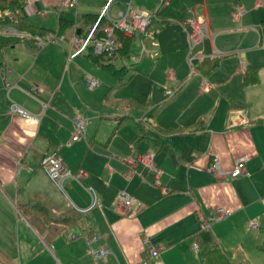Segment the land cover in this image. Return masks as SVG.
<instances>
[{
    "label": "crops",
    "instance_id": "1",
    "mask_svg": "<svg viewBox=\"0 0 264 264\" xmlns=\"http://www.w3.org/2000/svg\"><path fill=\"white\" fill-rule=\"evenodd\" d=\"M28 2L31 24L39 17L55 30L48 33L60 32L62 0ZM105 7L113 18L127 9L163 11L169 22L156 36L148 43L136 36L127 56L114 57L132 60L123 66L135 74L156 71L163 85L147 96L108 99L102 80L110 87L113 81L86 63L85 51L84 58L69 60L70 38L41 49L30 37L0 47V264H206L197 240L202 231H211L232 264H264L258 248L264 241V0H78L77 25L83 14L100 15ZM52 15L56 29L45 24ZM190 17L206 19L210 31L193 48L180 25ZM77 25L66 32L84 37ZM140 50L143 57L135 55ZM205 59L219 60L218 68L209 72L212 62L200 68ZM248 69L258 79L245 85ZM91 77L100 81L98 89L86 86ZM127 97L140 107L114 104ZM11 100L42 112L41 120L12 114ZM77 113L87 118V130L73 141ZM143 113L153 124L140 122L139 130ZM54 151L74 175L64 182L66 192L40 165L42 154ZM147 152L155 153L160 174L141 166L139 175L126 179V158ZM244 155L249 175L223 179L207 170L216 157L231 170ZM121 189L133 205L118 203ZM218 206L233 213L205 229ZM257 217L260 227L250 229ZM93 237L94 247L109 249L106 258L90 252ZM146 239L159 249L157 257Z\"/></svg>",
    "mask_w": 264,
    "mask_h": 264
},
{
    "label": "built area",
    "instance_id": "2",
    "mask_svg": "<svg viewBox=\"0 0 264 264\" xmlns=\"http://www.w3.org/2000/svg\"><path fill=\"white\" fill-rule=\"evenodd\" d=\"M78 6V0H62L60 4V10H65L69 8H76ZM108 7L101 12L96 23L93 25L91 31L86 37H80L76 30L71 34L65 33H54L50 32L46 35L42 34H30L25 33L28 37H30L34 43V45L41 49L44 46L50 43H56L58 39H67L70 38L72 42V48L69 53V60L74 59L79 56L88 46H95L96 52H106L112 54L113 51L118 47L116 40L117 31L123 32L125 36L132 37L134 35L142 34L144 36H149L150 31L149 27L151 24L159 19L157 13H149L147 11L139 10V9H127L123 12L119 17L113 18L107 13ZM2 16V11H0V17ZM106 18L107 22L104 25L105 35L102 37H98L96 31L100 24V21ZM180 25L187 32L191 48L196 46L199 43H202L207 37L210 36V31L208 27V22L204 19H200L199 17H190L185 21H182ZM0 33L7 35H20L24 34L19 32L14 27L3 28ZM100 84V81L96 78H88L86 81V86L89 89H93ZM10 86V83L6 84ZM33 91V89H32ZM40 91V89H39ZM38 91V92H39ZM172 93V91H168V94ZM47 104H44L46 107ZM9 110L14 115H19L26 119H29L34 122H39L41 120L42 114H34L27 111L22 105L11 100L9 104ZM138 122H141L145 127H150L153 124V119L148 114H142L141 117L136 119ZM87 130V118L82 113H77L74 119V129L72 134V140L78 141L82 139ZM155 153L147 152L138 158L128 157L125 160L127 165V170L125 172V178L130 180L133 176L139 175V168L141 166L150 168L155 171L156 175L160 174V171L155 167L154 160ZM249 157L244 155L236 160V165L231 170H225L222 167L221 161L219 158H214L213 161L209 164L207 170L208 172L220 178H237L240 176L249 175L250 171L247 168V161ZM40 165L42 170L47 174L50 180L54 183V185L59 188L61 191H65L64 182L67 178L73 177V173L69 168H67L64 164V160L62 155L58 151L54 152H44L40 158ZM158 177L155 179L156 183H159ZM94 193V199L91 207L97 203V196L93 188H91ZM118 203L123 204L125 206H131L134 203V198L132 195L126 190L121 189L118 193ZM90 207V208H91ZM89 208V209H90ZM233 213V209L227 208L224 206H218L215 209V213L208 217L204 223L203 227L210 228L211 223L213 221H220L227 217H229ZM249 227L253 229H258L260 227V217L251 219L249 221ZM88 239L89 249L93 256L97 259L106 258L109 254V249L104 247H94L92 245L93 240ZM146 248L150 252L151 257L155 258L159 254V249L152 244L148 239L144 241ZM194 248L199 250L200 247L197 243L194 244ZM147 264V262H145Z\"/></svg>",
    "mask_w": 264,
    "mask_h": 264
},
{
    "label": "trees",
    "instance_id": "3",
    "mask_svg": "<svg viewBox=\"0 0 264 264\" xmlns=\"http://www.w3.org/2000/svg\"><path fill=\"white\" fill-rule=\"evenodd\" d=\"M28 4V0H0V11H2V16L0 17V29L14 27L19 32L24 33L20 35H7L0 33V47L21 43L23 40L30 41L25 33L46 35L49 31H55L50 30L46 27L31 24L27 19L28 13L26 9ZM73 10L74 9L69 8L65 9L64 11H61L59 16L58 30L60 31V33H65L67 30L75 28V26L77 25V15ZM157 15L159 19L155 20L149 27V36H156L160 28L169 22V20L166 19V16L164 15L163 11H157ZM98 17L99 14H83L81 18V23L77 25V27L78 30L80 29L81 34L84 35V37L89 34L93 25L96 23ZM106 22V18H103L100 21V24L96 31L99 38L105 35L104 25L106 24ZM136 36H141L143 38L149 37L144 36L142 34L129 37L125 36L123 32L117 31L116 40L118 47L113 51L112 54L106 52H96L95 46L90 45L85 49V56L92 60L93 63L101 66V68L105 72L113 76L119 82L123 81L129 75L131 68L127 66L118 67L113 61V59L118 53L125 54L127 56L132 39ZM211 62L213 63V65L209 72H214L218 68L219 60L211 61L205 59L200 65V68L204 69L205 65ZM204 73L208 74L207 71H205ZM257 79V71L252 69H248L243 76V81L245 85L254 84L257 82ZM114 104L118 106L126 105L134 108L140 107L138 100L136 98L131 97L120 99L117 102H114ZM120 119L121 122H123L125 121V119H127V117L123 116ZM135 125L140 130L141 123L136 122ZM141 133L142 129L141 132L138 131V134H140V136L143 135ZM197 240H199L202 244L201 248L205 256L206 264H232L227 255L223 252L219 242L213 236L211 231H202L197 236ZM258 248L261 252L264 253V241L258 245Z\"/></svg>",
    "mask_w": 264,
    "mask_h": 264
},
{
    "label": "rangeland",
    "instance_id": "4",
    "mask_svg": "<svg viewBox=\"0 0 264 264\" xmlns=\"http://www.w3.org/2000/svg\"><path fill=\"white\" fill-rule=\"evenodd\" d=\"M202 19H204V18H202ZM204 20H206V19H204ZM31 21L34 23V25L37 24V26L38 25L43 26L39 22V17H34ZM45 24L51 29H56L57 28V17H56V15L49 16L47 18ZM43 27H46V26H43ZM208 27H209V25H208ZM66 34H71V31L66 32ZM146 40L147 41H145V42L148 43L149 39L147 37H146ZM137 41L140 42V40L136 39L135 42H137ZM62 42L69 43L68 40H64ZM139 54H140V57H143V53L141 50H140V53L139 52L135 53L136 56H138ZM146 54L149 55L148 53H146ZM80 57L84 58L83 55H80L74 61H78V59ZM114 60H115L116 65L119 67L123 66L124 64L125 65L126 64L131 65L133 63L132 60H130L128 58L125 59V58L117 57ZM86 63L88 65H90L91 68H94L95 70L100 71V73L101 72L104 73L103 75L106 78L108 77V79H111L113 81V85H112L113 87H110L109 82L106 79L102 80L103 84H102L101 89L107 90V92H108L107 98L108 99H111L114 96H128V95H137V96L144 95V96H147L150 94V92L152 90H157L158 87L163 85V83L160 81V77L157 76L156 71L153 73H150V74H145V75H141V74H137V73L135 74L132 71H130V73L128 75L129 78H125L123 81L118 82L115 80V78L106 74V72L102 71V69L98 65L93 63L92 61L88 60V61H86ZM134 67H136V66H134ZM95 74H97V73L95 72ZM95 74H93V76L99 78L98 76H100V75L97 74L98 75L97 76ZM183 85L184 84H182V86ZM99 87L100 86H98L95 89H98ZM86 88H85V90L89 91V89L88 88L86 89ZM133 112H135V111H133ZM41 114L43 115L42 112H41ZM250 229H253V228H250Z\"/></svg>",
    "mask_w": 264,
    "mask_h": 264
}]
</instances>
